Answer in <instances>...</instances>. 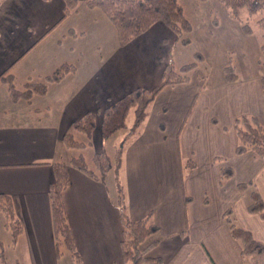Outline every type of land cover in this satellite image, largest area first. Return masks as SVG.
<instances>
[{
  "label": "crops",
  "instance_id": "crops-1",
  "mask_svg": "<svg viewBox=\"0 0 264 264\" xmlns=\"http://www.w3.org/2000/svg\"><path fill=\"white\" fill-rule=\"evenodd\" d=\"M66 1L0 2V76L8 71L16 81L17 72L24 69L18 76L22 83L44 82L64 63L76 66L75 72L48 83L46 94L35 93L30 101L12 100L0 80V193L12 197L23 225L15 245L9 235L11 252L6 257L14 264H62L49 197L54 170L40 164L60 162L68 167L70 185L63 199L83 264H124L114 173L113 196L106 179L91 178L71 165L75 156L64 160L72 149L64 135L85 113L98 112L92 146L105 151L111 139L103 140L100 130L104 110L137 87L154 88L170 58L167 42L177 38L158 23L126 46L116 41L110 56L89 61L92 69H87L84 51L64 45L68 39L86 37L80 26L86 19L72 24L69 33L64 30L58 37L53 33L62 24ZM74 52L79 63L65 59ZM262 79L238 78L209 86L197 68L189 83L165 87L149 105L139 130L118 140H125L119 179L127 214L135 221L151 214L160 239L151 254L163 264H245L225 220L228 210L240 227L264 243V217L249 210L253 190L264 202V160L253 153L237 155L235 132V121L242 115L254 116L264 125ZM225 167L233 176L222 180ZM249 183L239 190V184ZM1 216L0 233L6 229ZM257 263L264 264V255Z\"/></svg>",
  "mask_w": 264,
  "mask_h": 264
},
{
  "label": "trees",
  "instance_id": "trees-1",
  "mask_svg": "<svg viewBox=\"0 0 264 264\" xmlns=\"http://www.w3.org/2000/svg\"><path fill=\"white\" fill-rule=\"evenodd\" d=\"M221 2L228 8L232 17L240 20L241 11L244 9L250 15L262 13L257 24L262 30V50L264 52V0H221ZM85 4L89 8H99L102 11L115 28L118 42L121 46H126L143 36L158 23L164 24L176 36L177 42L183 45L190 43V38L186 34L192 30V24L185 16L179 0H87ZM78 5L77 0H67L62 20L72 10L77 9ZM243 27L246 32L252 31L248 22L243 23ZM198 66L197 62H191L176 67L170 54V58L163 70L161 81L154 88L137 87L104 110L100 125L103 140L107 141L120 130L127 128L131 113L134 116V120L128 132L129 135L137 132L148 115L149 105L156 99L158 94L165 87L189 83L193 72ZM227 70L228 82H234L238 79L237 74L234 73L231 67H228ZM75 71L76 66L74 64L64 63L48 76L46 81L26 82L24 90L16 87L14 77L8 71L0 76V80L7 84L12 100L16 101L24 98L30 101L35 93L46 94L48 83L59 82L67 74ZM262 80L264 83V78ZM97 118L98 112L89 111L74 122V131L64 135L66 146L78 149L92 146L93 133L98 127ZM75 132L84 134L86 139L77 140ZM235 132L238 140L237 155L253 153L264 160V125L256 117L250 115L238 117L235 121ZM124 142L125 140L116 145L115 155L107 154L106 151L95 152L93 156L94 169L88 166L83 155L73 157L70 163L73 167L94 179L104 180L108 172L112 171L114 173L118 193L117 207L120 210L123 226L120 246L124 264H163L160 258L151 254L160 242V239L156 236L159 233V228L151 222V214L144 219L135 221L128 216L126 211L125 195L119 179ZM40 164H49L54 170V181L49 187V197L57 254L58 256L62 255L64 246V249L69 252L76 264H83L63 199V193L70 185L68 167L60 162ZM221 174L222 180H227L233 176V170L225 167L222 169ZM250 185L251 183L239 184L238 188L240 191H244ZM187 201L189 199L186 198ZM249 210L264 217V202L256 190L251 192ZM0 213L4 215L5 227L10 231L11 242L15 245L18 237L23 232V225L16 217L12 197L8 194L0 193ZM225 220L228 223L232 237L240 245L241 256L245 264H258L257 260L264 255V243L258 241L250 231L240 227L236 223L235 218L232 217L231 210L225 213ZM250 258H254V262L247 263L246 261ZM0 264H8L5 246L1 240Z\"/></svg>",
  "mask_w": 264,
  "mask_h": 264
},
{
  "label": "rangeland",
  "instance_id": "rangeland-1",
  "mask_svg": "<svg viewBox=\"0 0 264 264\" xmlns=\"http://www.w3.org/2000/svg\"><path fill=\"white\" fill-rule=\"evenodd\" d=\"M183 7V11L187 19L192 24V30L186 34L190 38V43L183 45L180 42H167L171 44L170 53L176 64L180 67L184 64L197 62L200 72L204 74L207 85L219 86L227 80V68L231 67L234 73L240 80L248 78L262 77L264 78V52L262 50L263 37L262 30L258 26L257 21L261 17V12L250 15L245 9L241 11L240 19L234 18L229 14L228 8L221 2V0H179ZM79 11L76 14V11ZM99 8H89L85 3H80L77 9L72 10L66 16L62 24L58 26L54 35L58 37L62 31H69L72 24H78L86 21V25L80 26L81 30L87 33L85 38L80 40L68 39L64 42L66 47H74L76 50L84 51L86 55L85 65L87 69H92L88 66V62H98L101 58H107L113 51V45L118 41L116 30ZM84 19V20H81ZM96 20V25L94 22ZM248 22L252 28L251 32H246L243 23ZM70 25V26H69ZM97 26V27H96ZM69 33V32H68ZM78 33V32H77ZM69 35V34H68ZM67 37H70L68 36ZM79 35V33H78ZM61 38V37H60ZM88 49V51H87ZM77 52V51H76ZM66 54V60H73L79 63L80 56L78 53ZM61 59V60H65ZM84 62V61H83ZM24 72H17L15 84L19 85V89L23 87L22 78L18 77ZM133 114L129 116L127 128L120 130L114 134L110 142H106L104 150L107 154H114L116 148L114 144H120L118 140L122 134H126L133 125ZM72 131H74L72 129ZM77 140H85L86 137L80 132H75ZM85 138V139H84ZM116 142V143H115ZM96 147H86L84 149L72 148L69 149L64 160L72 156L83 155L86 163L91 168L93 165V156ZM95 167V166H94ZM106 176V184L109 186L111 194L114 196L115 186L114 179L111 174ZM110 175V176H109ZM2 213L0 217H2ZM4 217V216H3ZM5 224V223H4ZM11 235L10 231L4 229L0 233V238L3 240L5 246V255L9 256L8 248L10 247L8 237ZM61 263L76 264L70 254L62 249ZM8 264H14L8 260Z\"/></svg>",
  "mask_w": 264,
  "mask_h": 264
}]
</instances>
